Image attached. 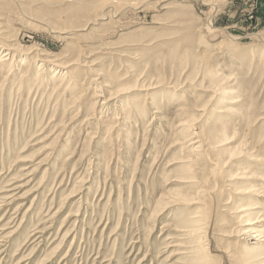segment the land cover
<instances>
[{"label": "rangeland", "instance_id": "rangeland-1", "mask_svg": "<svg viewBox=\"0 0 264 264\" xmlns=\"http://www.w3.org/2000/svg\"><path fill=\"white\" fill-rule=\"evenodd\" d=\"M76 1L0 0L6 43L81 66L32 91L40 59L28 86L25 53L1 66L0 264H264L241 231L264 218V0H151L87 29L107 2ZM79 10L78 33L48 30Z\"/></svg>", "mask_w": 264, "mask_h": 264}, {"label": "bare ground", "instance_id": "bare-ground-1", "mask_svg": "<svg viewBox=\"0 0 264 264\" xmlns=\"http://www.w3.org/2000/svg\"><path fill=\"white\" fill-rule=\"evenodd\" d=\"M76 1V0H75ZM81 1V0H80ZM83 1V0H82ZM85 1V0H84ZM96 1V0H95ZM98 1V0H97ZM100 1V0H99ZM102 1V0H101ZM151 0H106L105 3L107 5H104L103 6V10L101 11V14L99 15H92L91 18H87L85 21H84V24L81 25L82 29H87L89 28L90 24H94L95 21L99 22L101 21L102 19H104L106 16L108 17V15H118L119 11H121V9H126V8H141L143 7L144 5L146 4H149ZM198 1V0H197ZM202 2L203 5H206L208 7L211 8V11L215 12L218 11L217 9L219 8V3H220V0H200ZM76 2H79L78 0ZM93 2V0H92ZM181 2V1H180ZM87 3V2H86ZM101 3V2H99ZM103 3V2H102ZM101 3V4H102ZM19 4V3H18ZM76 4H79V3H76ZM88 4V3H87ZM87 4H84L82 3V7H81V4L79 5L80 6V9L83 10L84 12V9L86 8L87 9ZM90 4V3H89ZM95 4V3H94ZM21 6V5H20ZM92 6H95V5H92ZM91 6V7H92ZM148 6V5H147ZM84 7V8H83ZM146 8V7H145ZM21 8H19L20 10ZM96 9V8H95ZM149 9V8H148ZM23 10V9H22ZM129 10V9H128ZM93 11V10H92ZM23 15H25L24 11L21 12ZM29 13V12H28ZM29 15V14H28ZM28 15H25L26 18L29 20V21H33V22H36V25H39V26H43V27H47V24L43 23L41 20L39 19H36L35 17H32V16H28ZM79 15H82L81 14V11H75V12H71L65 19H61L60 17H57L56 21L54 22V25H56L55 28L53 29H47L50 30V32L55 35L56 37L60 38V39H65L67 36H69L70 34H73L75 31H77L78 33V30L75 29V28H72L73 27V23L75 21V19L79 16ZM106 17V18H107ZM110 17V16H109ZM210 17V16H209ZM111 18V17H110ZM112 19V18H111ZM105 20V19H104ZM210 20V19H209ZM80 22V21H79ZM97 24V23H96ZM99 24V23H98ZM190 26V25H189ZM215 26V25H214ZM52 27V26H51ZM103 27V26H102ZM78 28V27H77ZM79 29V28H78ZM186 29V28H185ZM194 29V28H193ZM198 30L200 31H204V32H212L214 30V27H213V24H211V22H208L207 24H204L200 27L197 28ZM81 31V30H80ZM189 31V30H188ZM192 31V30H190ZM215 32V31H214ZM207 34V33H206ZM71 36V35H70ZM0 43L3 44V46L5 47V51L2 52L0 54V73L2 72V68L1 66L3 65H6L7 64V60L9 59H13V56L16 52H20L22 51L23 53H25V57H22L21 60H15L16 62L20 63V72H19V83H22V81L24 82L26 80V85L25 86H28L29 85V81L27 79L28 77V74H30L31 70H30V67L32 64V60L33 58H38L40 59V64H38V67L36 69V74L34 75L33 79H32V85L30 87V90L32 91L33 89H36L39 90L40 86L45 83V77H44V72L46 70H50L51 68L54 67L55 71H53L54 73L48 78L46 79V81L48 80V84H53L54 82L49 80L53 77H55V75H59L60 74V77H64V74L66 73H70L69 71L72 70V69H80L81 66H77V63H79V59L78 58H73V59H62V58H56L55 56H51V55H47L45 53L42 54L40 51H37V49L35 48H32V47H29L27 46V48H23V46H19L18 44H12V43H6V39L3 38V37H0ZM1 48V47H0ZM264 53V51H261L260 52V56H262V54ZM259 56V55H258ZM29 57V58H27ZM26 59H29L30 62H27ZM258 62V61H257ZM30 63V64H29ZM82 63V62H81ZM42 66V67H40ZM80 67V68H79ZM83 67V66H82ZM43 68H44V71H43ZM61 70H59V69ZM70 68V69H69ZM69 69V70H68ZM30 70V71H29ZM75 71V70H74ZM79 71H83V70H79ZM86 71V70H85ZM10 74V73H9ZM80 74H82V72H78V77L80 76ZM84 74V73H83ZM11 76V75H10ZM7 79H8V74L6 76H4V84L5 82H7ZM67 85H66V88L67 87H75V85L77 86V82L80 81V78L79 80H77L75 77L72 79V81H69V78H67ZM84 80V79H83ZM93 81V80H92ZM18 83V84H19ZM25 83V82H24ZM106 83V82H105ZM99 84V83H98ZM20 85V84H19ZM100 85V84H99ZM98 85V86H99ZM2 87V86H1ZM58 87V86H57ZM3 88V87H2ZM19 88V87H18ZM43 88V87H42ZM101 85L98 87V89H100L99 93L97 92H93L94 95H92V97H95V103L98 102L100 105H107V100L105 98V92L104 90L102 89L101 90ZM1 89V88H0ZM41 89V88H40ZM79 91V90H78ZM82 92L84 91V89L81 90ZM32 93V92H31ZM1 94V93H0ZM18 94V93H17ZM33 94V93H32ZM17 96V95H16ZM62 96V95H61ZM79 96V95H78ZM19 97V96H18ZM72 97V96H71ZM75 97V96H73ZM101 97L100 99L102 101H99L97 100V98ZM77 99V98H76ZM59 100V99H58ZM61 100V99H60ZM104 100V101H103ZM78 101V100H77ZM21 102V101H20ZM27 102V101H26ZM65 102V101H63ZM101 102V103H100ZM97 103V104H98ZM27 104V103H26ZM80 104V103H79ZM85 105V104H84ZM48 107V106H47ZM17 108V107H16ZM87 108V107H86ZM100 108V107H99ZM84 109V107H83ZM19 110V109H18ZM95 110V109H94ZM17 114V113H16ZM243 117V116H242ZM15 126V125H14ZM195 135V139L191 142V150L192 151H196L197 149H200L201 152H203V154L207 157V159L209 160L210 163H212L213 167L210 168L212 170H214V164H213V153H211V147H209L208 145H206V143L204 142L203 138H202V135L198 134V133H194ZM195 145V146H193ZM195 148V149H193ZM211 165V164H210ZM211 171V170H210ZM9 195V194H8ZM1 196V195H0ZM13 197V196H12ZM11 197V198H12ZM5 202V201H4ZM1 204V203H0ZM7 208V207H6ZM241 211V210H240ZM26 214V213H25ZM24 217V216H23ZM260 222H264V218L261 219V220H258L257 217H254V218H248L247 220H245L243 222V227L241 229L242 231V235H244V237H242V239H244L245 241H248V243L250 242V244H258L262 241H264V224H259ZM240 231V232H241ZM9 243V242H8ZM86 245V244H85ZM68 257V256H67Z\"/></svg>", "mask_w": 264, "mask_h": 264}]
</instances>
